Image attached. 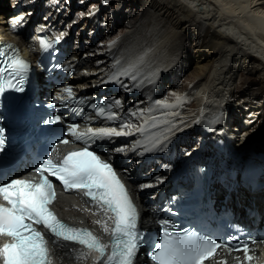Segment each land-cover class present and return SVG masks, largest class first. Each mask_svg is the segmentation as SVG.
<instances>
[{
	"label": "bare ground",
	"instance_id": "bare-ground-1",
	"mask_svg": "<svg viewBox=\"0 0 264 264\" xmlns=\"http://www.w3.org/2000/svg\"><path fill=\"white\" fill-rule=\"evenodd\" d=\"M112 1L132 9L133 15L127 23H131L137 17H140V21L135 26L131 25V30L124 39L105 51L102 58L99 53L88 54L86 51L87 53L84 54L80 52V48H76L77 51L73 50L75 46H71L70 28L61 29L63 26L54 18L56 16L54 6L58 2L49 7L50 5L43 6L41 0H0V36H5L11 41H19V45L25 52L28 49L36 52L35 39L42 31L60 37L63 43L67 44L66 51L70 53L72 63H75L77 68L96 66L91 70L92 76H87L81 71L74 77L79 84L88 85L89 89L83 95L92 96L101 92L102 96L109 98L113 106L114 100L119 99L121 107L113 108L114 112L123 119L130 102V100H123L127 91L124 87L120 88L117 83H105L116 71L112 67L116 59H121L122 64H126L130 59L150 49L143 71L147 74L159 69L160 75L158 74L156 81L165 76L164 72L167 71L165 69L169 65L171 66L168 71L174 74L182 73L190 66V63L195 65L197 74L187 77L182 83L180 82L181 85L179 84L182 87L180 91L182 94L170 92L173 103L176 102V96L180 95L185 101L183 104H189L187 113H179L176 116L166 115L168 112L185 108L181 107L182 104L172 109L159 108L154 105L155 100L150 101L151 96L148 95L145 103L152 104L153 110L143 112L145 114L142 118L141 114L136 117L129 114L126 117L129 122L138 125L148 119L150 125L152 123L150 117L155 114L160 123L156 128L149 127L145 135L154 134L163 141L157 150L145 152L143 147H140L133 151L135 141L144 139L139 133L134 132L131 137L136 139L131 144L128 142L126 144L128 138L125 137H113L106 140V146L114 142V147L106 154V158L113 159L117 164L125 161V164L121 165V173L131 193L140 203L142 224L147 229H153L156 220L159 219L156 208L153 206L157 190H168L174 179L175 183H181L182 177L190 171L191 166L201 162H209L212 165L214 181L211 185L217 196L225 193L224 185L229 184L228 170L233 158L235 166L239 169L246 162L258 167L261 171L257 180L258 189L252 193L249 192L239 183L238 177L234 186L236 193H234L240 203L246 205L253 203L263 209L264 109L262 108L264 104H261L264 103V0H110ZM115 3L113 6H116ZM8 6L10 10H7ZM119 6L117 5L116 8ZM26 8H29L28 11ZM42 12L45 14L44 18L41 17ZM21 16H23L22 22L17 23ZM89 17L88 21L95 19L94 16ZM190 53L191 56H188ZM238 76L240 81L235 83ZM206 77L208 85L202 89L200 82ZM120 79L128 86L127 90L132 97L140 90L144 92L155 86L145 82L143 86L136 87L135 82L125 77ZM172 83L178 84L177 81ZM200 89H202L201 93L190 102L187 96L198 94ZM118 90H121L123 94H119ZM173 93L175 96L172 95ZM241 103H248L246 108L256 110L252 114L256 117L255 124L258 123L256 127H251L250 122L247 124L240 121V116L243 115L236 107ZM224 112L228 113L225 118ZM220 113H223L220 122L213 124V129L209 121ZM134 119L138 122H134ZM163 121H170L176 127L171 128V124L163 123ZM120 122V120L112 121L108 127L119 128ZM184 123L190 125L176 135ZM169 128H171L170 131ZM236 130H244L246 135L239 143L236 142L238 140L236 138L240 135L232 133ZM189 133H198V138L206 143L205 148L197 152L198 144L189 151L180 168L175 171L176 173L158 168L157 161L165 166L171 163V152L178 150L180 141H187ZM168 142H171L170 154L165 155L164 150ZM215 144H221L223 152L218 153V147H215ZM116 147H123L125 151L117 153ZM149 147H151L150 144ZM126 161H132L131 168ZM222 161L225 164L219 169ZM157 176H161L162 179L154 181ZM144 184H151L152 187L142 188ZM152 190L154 193L149 195L148 192ZM57 210L67 223L87 226L103 238L102 227L96 221H103L107 217L92 202L78 194L65 195L59 199ZM94 212L97 214L93 215ZM51 246L55 264H94L97 260L94 255L71 243L52 240Z\"/></svg>",
	"mask_w": 264,
	"mask_h": 264
},
{
	"label": "snow or ice",
	"instance_id": "snow-or-ice-1",
	"mask_svg": "<svg viewBox=\"0 0 264 264\" xmlns=\"http://www.w3.org/2000/svg\"><path fill=\"white\" fill-rule=\"evenodd\" d=\"M104 3L107 4L108 0H104ZM22 20L23 16L19 17L17 23L22 22ZM59 39L60 37H57V42ZM39 44L42 50L52 46L50 42L42 38L39 39ZM115 44L116 41L113 40L109 47L111 48ZM9 49H11L12 54L0 62L2 64L0 66V92H3L5 87L23 91V88L18 85H23L29 65L20 58L18 50L10 44L0 46V57H4ZM150 52V49L146 50L134 59H130L126 64H122L121 59H116L112 65L116 71L105 83L114 82L127 89L128 86L123 84L120 79L125 77L135 82L136 87L143 86L145 82L154 85L158 79L159 69L147 74L143 71V66ZM13 80H16L17 83L13 84ZM61 93L64 95L58 94L57 100L66 98L77 105L84 103L82 99H75L71 87L61 89ZM172 95L175 96L174 93ZM175 99L176 102L173 104L164 100H155L154 105L162 109H172L185 102L180 96H176ZM113 103L115 107H121L119 99H115ZM91 107L97 117H103L109 121L120 120L119 128L86 126L85 131L81 132L78 131L80 127L78 124L69 123L67 133L64 135L70 136L72 139L61 138L57 143L67 145L80 142L85 145L84 147L65 153L63 158L59 160H54L51 156L45 157L34 168L39 176L38 181L15 178L0 183V199L4 201L3 204H0V237H9L12 241L0 245V260L3 264H49V253L44 236L33 225H42L56 238L79 244L90 252H96L98 256L94 264H134L143 237V233L137 228L138 213L135 205L128 188L113 165L101 159L96 152L90 151L88 145L97 140L131 136L134 134L133 129H135V132L144 139L135 141L133 151L140 147H143L145 152L157 150L163 141L155 137L154 134L145 135V133L149 127H158L160 122L157 117L152 116L150 117L152 121L150 125L149 120L145 119L142 124L137 126L113 112V105L104 107L94 104ZM152 110V108L141 110V118L143 112H151ZM166 114L178 115L175 112ZM130 115L136 117L137 113L132 112ZM222 115L223 113H220L209 123H219ZM61 122L60 116H54L45 121L50 125ZM163 123L171 124V128L176 127L170 121H163ZM171 128L168 130L170 131ZM3 147V129H0V150ZM51 151L55 152L56 147L53 146ZM124 151L123 147L115 148L117 153ZM50 178L58 181L64 192H82L100 212L105 214L107 219L97 220L96 223L101 225L103 232L111 237L108 244L102 243L87 229L65 225L50 211L49 205L56 199L53 179ZM141 187L149 188L152 185L144 184ZM96 214L93 213V215ZM108 220H111V227L108 226ZM158 223L161 228L159 239L149 253V258L154 264H205L206 261L215 259L218 249H230V245L218 243L213 239L187 230L184 234L178 231H170V222L166 219H160ZM106 249L109 250L107 253ZM231 250L242 251L245 261L253 259V256L249 255L250 249L246 243H244L243 248ZM218 264H226V262L220 261Z\"/></svg>",
	"mask_w": 264,
	"mask_h": 264
},
{
	"label": "rangeland",
	"instance_id": "rangeland-1",
	"mask_svg": "<svg viewBox=\"0 0 264 264\" xmlns=\"http://www.w3.org/2000/svg\"><path fill=\"white\" fill-rule=\"evenodd\" d=\"M41 2H42L41 4L43 6H46V5L49 6L50 5L49 7L53 6L57 2L59 3V4L58 3L55 4V6H54L55 11L54 10L53 11L55 12V15H56V16H54V18L56 19V21L58 23H61V25L63 26V27H61V29L64 28V30H65V29L70 28L69 32L71 33V46L72 47L75 46V48L73 50L77 51V49L80 48V52L81 53L83 52L84 54L87 52H88V54L99 53V54H101L100 55L101 58L103 56V53L105 51L109 50V48H110L109 44L111 41L115 40L116 44L119 43L120 41H122L124 39V37L131 30V25L135 26L140 21V17L136 16L137 18H134L131 23H127V20L129 18H131V16L133 15L132 9L125 7V5L122 6L119 3L116 4L115 1L110 2V0H108L107 4H105L104 1L99 2V0H56V1L55 0H41ZM109 2H110V4H109ZM23 3H25V2L23 1ZM114 3L116 6L120 5L119 8H116V6H113ZM8 7H9V9H7V10H10V6H8ZM28 9L29 8H26L27 11H28ZM44 15H45L44 12H42L41 17L44 18ZM90 15L92 17L94 16L95 19H93V20L90 19V21H88V19L90 18L89 17ZM192 52H193V50L191 51V53ZM191 53H190V55H188V54L187 55L191 56ZM192 55H193V53H192ZM82 57H83V55H82ZM170 66L171 65H169V67H166L165 70H167V71L164 72L165 76L162 77L161 80H157L155 83V86L145 90L144 92H142L140 90L132 97L130 95V91H128L126 89V91H127V92H125L126 97H124L123 100L124 101L130 100V102L128 103L129 108L127 107L128 111L126 110L127 113H125L124 119H126V117L132 112H135V113H137V115H140L141 110L152 108L153 107L152 104L145 103L148 95L151 96V99H150L151 102L154 100H164L167 103H173L174 100L171 98L170 92H175L178 94L182 89V87L179 86L180 82L182 83V81L185 80L187 77H193L198 72L195 65H193L191 63H190V66H188L180 74H174V73L169 72L168 69L170 68ZM94 68H96V66L95 67L90 66L88 68H85L86 70L81 68L80 72L83 71V73H85L87 76H92L90 74H91V70ZM176 81L178 82V84L175 85L174 83H172V82H176ZM239 81H240V77L238 76V77H236L235 83H237ZM207 85H208V81H207V77H206L200 82V87H202V89H204L207 87ZM118 86H120V88H122V86L120 84H118ZM202 89L199 90L198 94L188 95L187 98L189 99V101L191 102L192 99H194L197 95H199L201 93ZM118 93L123 94L121 90H118ZM181 94H182V92H180V95ZM180 95H177V96H180ZM234 102H235V100H234ZM263 104L264 103H262L261 105H263ZM188 106H189V104H182L181 107L182 108L184 107L185 109L177 110V111H175V113H178V115H179V113L180 114L187 113V111L189 109ZM247 106H248V103H241L238 105V107H236V109H239L243 115L242 117L240 116V121L247 122V124H248V122H250L249 125L251 127H254V126L256 127L258 123L255 124V118L256 117H255V115H252L256 110L254 108H246ZM146 107H148V108H146ZM263 109L264 108H262V110ZM232 110H235V108H232ZM233 112L234 111H232V113ZM144 114L145 113H143V115ZM225 115H228V113L226 112L224 114V118H225ZM152 116H155V114H152L151 117ZM163 116L165 117V114ZM134 122H138V120L134 119ZM253 122L255 125L253 124ZM135 125L138 126V124H135ZM189 125H190L189 123L182 124L181 127L179 128V130L176 132V135L179 132L183 131V128L188 127ZM133 132H135V129H133ZM232 133H234L238 136L240 135L239 136L240 138L239 137L236 138V140L238 139L236 141L238 143L241 141V139L243 137L244 138L246 137L244 130H240V131L236 130V131H232ZM198 135H199L198 133H196V134L189 133L188 137H187V141H184V142L180 141L179 145H178V147H179L178 150H175L176 152L172 151L171 154L169 153V148H170L169 146H170V143L172 141L168 142L167 147H165L164 154L165 153H166L165 155L170 154L171 163L169 165L165 166L162 162L157 161V163H156L157 167L160 168L161 170L162 169L169 170L171 173L173 170L174 171L178 170L180 168V166L182 165V163L184 162V157H186V154L189 151H191L198 144H199V146L197 147V150H199V148H205L206 143L201 144L200 143L201 139L198 138ZM131 136L125 137V138H128V141H126V144H127V142L129 144H131L132 142L135 141L136 137H131ZM233 138L235 140V137H233ZM126 163H127L129 168L132 167V164H133L132 161H128V162L126 161ZM167 168H169V169H167ZM161 179H162L161 176H159V177L157 176L154 178V181H160ZM153 193H154V190L148 192L149 195H152Z\"/></svg>",
	"mask_w": 264,
	"mask_h": 264
}]
</instances>
